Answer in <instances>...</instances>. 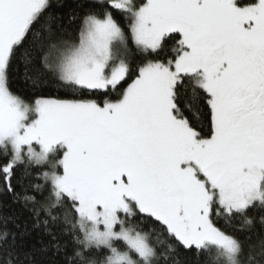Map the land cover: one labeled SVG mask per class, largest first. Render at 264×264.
<instances>
[{
	"label": "snow or ice",
	"instance_id": "6c2138e0",
	"mask_svg": "<svg viewBox=\"0 0 264 264\" xmlns=\"http://www.w3.org/2000/svg\"><path fill=\"white\" fill-rule=\"evenodd\" d=\"M0 264H264V0H0Z\"/></svg>",
	"mask_w": 264,
	"mask_h": 264
},
{
	"label": "trees",
	"instance_id": "16d2710c",
	"mask_svg": "<svg viewBox=\"0 0 264 264\" xmlns=\"http://www.w3.org/2000/svg\"><path fill=\"white\" fill-rule=\"evenodd\" d=\"M17 87H20V88L22 89V85H19V84H18Z\"/></svg>",
	"mask_w": 264,
	"mask_h": 264
}]
</instances>
